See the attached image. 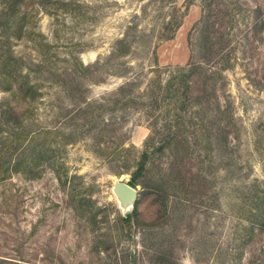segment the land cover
Here are the masks:
<instances>
[{"label":"rangeland","instance_id":"374dc122","mask_svg":"<svg viewBox=\"0 0 264 264\" xmlns=\"http://www.w3.org/2000/svg\"><path fill=\"white\" fill-rule=\"evenodd\" d=\"M16 3L0 14V258L264 264V0ZM171 16L181 19L176 29ZM124 35L127 55L110 57ZM189 61L195 82L179 108L170 98L156 107L148 95L117 104L104 96L131 77L141 90L153 67L166 76ZM25 80L37 89L31 98ZM85 96L104 106L92 104L90 128L70 134L66 117ZM9 128L19 141L7 168ZM151 129L160 140L127 224L111 187L130 174L105 154L122 143L139 154Z\"/></svg>","mask_w":264,"mask_h":264},{"label":"trees","instance_id":"16d2710c","mask_svg":"<svg viewBox=\"0 0 264 264\" xmlns=\"http://www.w3.org/2000/svg\"><path fill=\"white\" fill-rule=\"evenodd\" d=\"M17 0H11L7 2V4L2 5L0 7V14H8L10 12H13L14 9L17 6L16 3ZM20 17H23L24 13L20 12ZM181 19L177 21V19H174V16L169 17L166 25L168 27L171 26L174 29H176L180 25ZM0 26H2V23H0ZM173 36V33L168 34L163 37V39H169ZM117 43L123 44L121 47H115L112 51L110 57H120L127 55V49L126 44L127 43V36L124 35L121 38H118ZM123 48V49H121ZM128 48V47H127ZM97 64V63H96ZM94 64V65H96ZM93 65V64H92ZM88 64H82L84 69H91L93 66ZM196 64L192 63L191 61L187 62L184 66H178L175 69H172L168 72L166 76H163L162 70L159 66L153 67L152 74L148 78V80L145 83V87L141 90L137 89V77H131L128 78L126 81L121 83L118 87L111 90L110 92L106 93L104 96L112 97L115 104H117V101L120 99H125L126 101L134 102L136 103V99L142 98L146 95L150 98V100L155 104L156 107L160 105L161 99H171L175 103V108H179L177 104L184 105L183 102L189 100L190 96H188L190 91V86L192 85V82H195L193 77V72L195 69ZM186 69V71H185ZM24 91H28V96L33 97L36 93V90L32 84L29 83L28 80L23 81L21 84ZM137 90V91H136ZM188 98V99H186ZM104 98L97 99L93 101H89L87 97H83V99L80 100L79 104L74 105L72 108H70V112L66 119H68L69 122H73L72 124V131L70 134L73 133H81L84 131V128H90V119L83 118L88 115L89 109L91 108L92 104H95L97 106H104ZM178 102V103H177ZM115 106V105H114ZM178 110V109H177ZM6 113V110H0V117H3ZM9 116H13L12 118H16L18 122H21V114L18 113V111H8ZM218 114V113H217ZM81 115V116H80ZM80 120L79 121V118ZM166 122H169V119H165ZM8 122V121H7ZM10 125H14V122L9 121ZM88 123V124H86ZM90 123V124H89ZM170 124V123H169ZM85 126V127H84ZM224 126V125H223ZM172 127V124L169 126V128ZM225 127V126H224ZM20 128V127H18ZM222 129V128H220ZM159 132V130H157ZM19 131L14 130L13 128H9L4 138L7 139L9 136L11 139V142H13L9 149L5 150L4 153V160L3 163L8 168L9 165L15 166L17 163V160L14 157V152L18 149V135ZM158 135H161V132L158 133ZM167 140L169 142L170 139L175 135V130L169 129L167 133ZM226 136V131H225ZM160 139L154 138L153 136V129H151V132L146 137V142L144 143L143 149H141V152L135 155H132V150H135L134 145H128L125 146L123 143L119 145V147L111 152H108L105 154V157L110 161H116L119 160L117 163L120 167V169L117 171V173H123L128 172L130 174L129 183L132 185H136L137 183H142V178L145 176L146 172V159L148 158V150L150 148L154 147V142H158ZM32 144V141H29L23 145L22 151H25L29 145ZM2 152V148L0 150V155ZM40 153H43L41 150ZM41 155V154H40ZM29 168H32V166H29ZM31 170V169H29ZM136 209H132L129 212H126L125 215L121 217L122 220L126 221L127 224L130 223L132 219V215L135 214ZM0 264H11V260L0 258Z\"/></svg>","mask_w":264,"mask_h":264},{"label":"water","instance_id":"95a60500","mask_svg":"<svg viewBox=\"0 0 264 264\" xmlns=\"http://www.w3.org/2000/svg\"><path fill=\"white\" fill-rule=\"evenodd\" d=\"M111 190L116 197L118 206L123 215L134 207L138 195V187L129 183V179L117 177L114 179Z\"/></svg>","mask_w":264,"mask_h":264}]
</instances>
